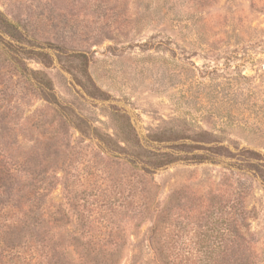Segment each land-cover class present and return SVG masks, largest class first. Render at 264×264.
<instances>
[{"label": "rangeland", "instance_id": "374dc122", "mask_svg": "<svg viewBox=\"0 0 264 264\" xmlns=\"http://www.w3.org/2000/svg\"><path fill=\"white\" fill-rule=\"evenodd\" d=\"M0 11L24 31L17 45L34 51L6 57L2 47L17 42L0 33V105L16 115L9 141L55 175V204L68 209L71 190L88 196L92 223L75 229L69 208L70 230L91 234L96 250H121L120 264H207V250H249L264 264V0H0ZM76 53L86 54L102 95L89 94ZM31 70L47 74L100 139L114 134L119 111L144 150H175L156 140L170 130L188 144L229 149L205 162L178 151L182 159L144 172L73 127L29 80ZM105 175L133 190L130 205L101 206ZM213 221L232 229L218 232Z\"/></svg>", "mask_w": 264, "mask_h": 264}, {"label": "trees", "instance_id": "16d2710c", "mask_svg": "<svg viewBox=\"0 0 264 264\" xmlns=\"http://www.w3.org/2000/svg\"><path fill=\"white\" fill-rule=\"evenodd\" d=\"M0 33L11 36L17 42L14 45L15 43L9 41L2 47L6 57L22 61L21 54L34 52L33 49L28 51L27 47L21 44L17 45L20 41L18 38L25 36L24 31L18 22L10 20L2 11H0ZM13 45L21 50L16 49ZM75 56L80 59L82 71L89 82V94L102 95L104 92L87 75L89 62L86 54L76 53ZM31 71L32 77H29V80L40 88L41 95L45 100L70 121L73 117L75 119L73 127L83 133L90 131L92 136L95 135L97 139H100L95 126H85L83 115L75 113L71 106L61 102L55 92L54 84L47 74L37 70ZM116 113L122 121L119 122V126H116L114 134L106 133L102 136L99 140L100 148L107 156L124 158L144 172L145 169L150 172L151 168L158 169L182 159L177 155L178 151L185 152L189 156L187 158L192 159L193 162H205L216 160L218 156H224V153L229 149L228 146L219 142L208 147L188 144L184 137L179 136V132L170 130L157 133L156 140L171 142L175 145L172 146L175 150L161 151L149 148L144 150L131 121L125 114H121L119 111ZM15 117L13 112H7L0 105V264H120L123 255L121 250H96L94 246H90L93 242L91 234H84V232L77 234L76 231L69 229V226L74 224L69 208H72L76 213L75 229L79 226L84 229L92 223L91 220L90 222L87 220L89 217L86 210L89 202L88 196L84 192L78 194L77 190L73 192L71 190L73 194L67 196L68 209L63 207V203L55 204L52 201L50 195L55 186V175L49 174L45 169H39L40 162L33 155V151L19 152V148L16 146L17 141H9L14 127H9L7 120H14ZM76 121H78L77 124ZM98 135L100 136V134ZM180 139L182 141L178 142ZM46 144L50 146V143ZM197 148H202L205 152H195L194 150ZM57 149L59 150V148ZM248 154L251 157L247 159L248 161L256 162L255 164L259 168L263 166L260 163L262 158L259 153L248 151ZM103 180L105 183L108 181L106 187L99 188L97 191L100 192L99 197L104 198L108 195L109 199H103L101 206L114 205L116 208H124L131 204L129 198L133 194L132 189L126 194L125 191L119 189L118 183H116L121 180L111 178L110 175H105ZM69 193L70 191H68ZM112 198L115 199L114 202H111ZM115 207L110 210L112 216ZM144 211L140 205L137 218L143 216ZM157 221L158 217L154 221V229ZM112 223L107 221L105 225L101 226V229L109 228ZM213 223V229L218 232L224 230L222 233H225L232 229L230 225L221 228L216 226L217 221H213ZM110 229L113 230V227ZM86 239L87 241L84 242ZM207 253V264H256L249 250H207Z\"/></svg>", "mask_w": 264, "mask_h": 264}]
</instances>
